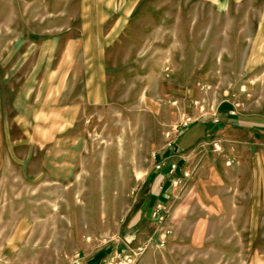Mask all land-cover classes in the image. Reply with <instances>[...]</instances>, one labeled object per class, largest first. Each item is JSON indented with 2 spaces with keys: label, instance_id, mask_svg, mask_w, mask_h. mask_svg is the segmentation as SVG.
I'll list each match as a JSON object with an SVG mask.
<instances>
[{
  "label": "rangeland",
  "instance_id": "obj_1",
  "mask_svg": "<svg viewBox=\"0 0 264 264\" xmlns=\"http://www.w3.org/2000/svg\"><path fill=\"white\" fill-rule=\"evenodd\" d=\"M222 109L264 119V0H0V264H264L149 198L184 122Z\"/></svg>",
  "mask_w": 264,
  "mask_h": 264
},
{
  "label": "crops",
  "instance_id": "obj_2",
  "mask_svg": "<svg viewBox=\"0 0 264 264\" xmlns=\"http://www.w3.org/2000/svg\"><path fill=\"white\" fill-rule=\"evenodd\" d=\"M212 116L192 126L184 122L149 173V198L159 211L171 209L180 196L182 212L197 205L207 223L229 221L232 228L245 230L246 244L264 245V119L233 116L224 109ZM216 141L223 145L219 152L212 151Z\"/></svg>",
  "mask_w": 264,
  "mask_h": 264
},
{
  "label": "built area",
  "instance_id": "obj_3",
  "mask_svg": "<svg viewBox=\"0 0 264 264\" xmlns=\"http://www.w3.org/2000/svg\"><path fill=\"white\" fill-rule=\"evenodd\" d=\"M215 149H220L218 145L215 144ZM157 168H160V165L158 164L157 165ZM176 168V165L175 164H172L171 165V170L175 169ZM129 262H132L133 263V260L131 259H127Z\"/></svg>",
  "mask_w": 264,
  "mask_h": 264
}]
</instances>
